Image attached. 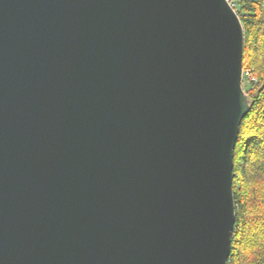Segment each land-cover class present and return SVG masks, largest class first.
Segmentation results:
<instances>
[{
	"label": "water",
	"instance_id": "water-1",
	"mask_svg": "<svg viewBox=\"0 0 264 264\" xmlns=\"http://www.w3.org/2000/svg\"><path fill=\"white\" fill-rule=\"evenodd\" d=\"M245 43L229 0H0V264H229Z\"/></svg>",
	"mask_w": 264,
	"mask_h": 264
},
{
	"label": "trees",
	"instance_id": "trees-1",
	"mask_svg": "<svg viewBox=\"0 0 264 264\" xmlns=\"http://www.w3.org/2000/svg\"><path fill=\"white\" fill-rule=\"evenodd\" d=\"M234 8L245 29L243 78L251 111L235 149L237 219L229 264H264V0H239Z\"/></svg>",
	"mask_w": 264,
	"mask_h": 264
},
{
	"label": "rangeland",
	"instance_id": "rangeland-1",
	"mask_svg": "<svg viewBox=\"0 0 264 264\" xmlns=\"http://www.w3.org/2000/svg\"><path fill=\"white\" fill-rule=\"evenodd\" d=\"M230 3L234 6L239 0H229ZM244 78H243V87H244ZM248 84V83H247Z\"/></svg>",
	"mask_w": 264,
	"mask_h": 264
}]
</instances>
